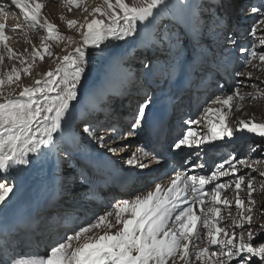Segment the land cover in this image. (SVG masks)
I'll list each match as a JSON object with an SVG mask.
<instances>
[{
	"label": "snow or ice",
	"instance_id": "1",
	"mask_svg": "<svg viewBox=\"0 0 264 264\" xmlns=\"http://www.w3.org/2000/svg\"><path fill=\"white\" fill-rule=\"evenodd\" d=\"M67 2L81 7L80 0ZM9 7L19 9L25 21L13 31L27 27L47 33L39 47L33 46L32 62H43L47 56L58 63L55 70L42 73V79H36L34 86H23L18 94H5L3 86L19 82L21 72L13 67L7 81L0 76V176L4 177L0 179V264H264V235L256 238L264 233V200L253 195L256 176L264 178V164L251 155L237 159L233 153L210 175H186L173 168L175 175L168 174L167 185L153 184L148 177L149 172L158 170L154 165L165 167L168 155L184 149H199L195 156L200 157L202 152L218 149L217 141L230 140L245 130L264 138V121L237 118L231 126L227 122L246 99L264 98L259 85L246 82L252 73L244 70L249 65L264 70V0L250 6L257 20L244 35L232 22L229 10L234 0H133L131 5L125 0H103L90 13L84 7L91 19L67 21L69 29L80 32L78 44L46 17L41 19L44 4L39 0H4L0 12ZM10 39L6 25L0 23V64L6 52L8 58L24 65V74L31 75L32 63L10 46ZM54 39L76 47L61 57L51 51L49 41ZM113 41L123 42L116 46L138 59L146 84L157 75L171 77L177 72L187 90L206 84L209 74L244 79L229 93L213 97V104L220 107L206 111L216 112L219 119L208 122L204 135L192 128L202 121L185 120V127L172 138L167 112L152 115L153 99L147 91L127 125L121 127L115 113L106 108L85 107L81 111L90 57L107 55ZM238 54H246L242 62ZM135 75L139 78L140 73ZM217 86L223 93L224 86ZM248 87L258 91H242ZM169 99L174 101L175 97ZM236 100L240 106L234 109ZM173 107L179 105L173 103ZM51 152L69 159L82 155L81 179L86 181L93 173L110 176L114 162H118L133 191L129 198L110 201L102 211L83 216L79 222L69 219L64 232L57 231L39 212L11 215L10 195L14 196L17 188L16 175ZM250 153L264 155V141L251 147ZM196 166L205 168L204 163ZM238 166L250 171L239 174ZM206 185L212 187L206 189ZM260 187L264 189V180ZM241 193H246V198ZM230 196H234L238 218L226 224L228 217H222L221 212L231 209ZM197 205L199 215L194 211ZM257 215L261 220L254 223ZM41 242H46L43 255L29 249Z\"/></svg>",
	"mask_w": 264,
	"mask_h": 264
},
{
	"label": "bare ground",
	"instance_id": "2",
	"mask_svg": "<svg viewBox=\"0 0 264 264\" xmlns=\"http://www.w3.org/2000/svg\"><path fill=\"white\" fill-rule=\"evenodd\" d=\"M201 1L204 2V0H196L197 3H200ZM39 2L44 4V8L41 10V19L46 17L50 22L56 24L58 29H61V34L64 36L73 37V39L76 41V44H78L81 40L80 32L77 30V28L69 29L67 26V21L75 19L83 22L86 17L91 19L89 14L83 11L84 7H87L88 12L90 13L94 7L101 5L103 0H80L81 7L78 9H76V7L73 5H69L67 0H39ZM125 2L131 5L133 0H125ZM206 2L212 3L213 0H206ZM259 2L260 0H234V7L230 9L232 12V22L238 26L241 35L246 34V32L251 28V25L256 22L257 14L250 12V6L258 5ZM3 4L4 0H0V6H3ZM69 7L72 8L71 11L68 10ZM15 10L17 9L9 7L8 11L5 12L12 14ZM37 29L40 30L42 34H38L39 32ZM37 29L32 31L33 34L31 36V40L34 46L39 47L43 41V38L47 36V33L42 29ZM259 34L260 33L258 32V35ZM77 38H79L78 41ZM248 39L251 40L254 38L249 37ZM49 43L51 45V51L61 57L67 55L76 47V44H70L66 40L58 42L54 39L49 41ZM118 43L122 44L123 42ZM241 43H245V41L241 40ZM116 45L109 49L107 55L97 54L90 57V63L86 73L87 83L84 88L85 99L82 102L81 111L83 112L87 106L88 108H106L109 112L115 113V119L119 125L121 127H125L131 118V113L134 111V103L144 95L145 91H147V88L142 91L144 88L143 86L146 85L148 87L154 85L155 83L157 84L155 78L159 75H157L154 80L146 84L142 75L143 70L139 67L138 59L134 56L132 57L131 55H125L127 50ZM89 51H91V49H89ZM137 54H139V52ZM23 55H25L24 52ZM238 55L241 57L242 62L243 56L246 54ZM121 56H123V59H121ZM30 62L33 63L32 59ZM45 62L46 60L41 62L39 59H37L34 64L36 66H41L44 73L50 69L55 70L58 63L54 57H50L49 61L46 62L47 65ZM162 64L163 61H161V66ZM23 67L24 65L20 64L16 66V69L21 72V76L23 73ZM10 70L11 69L4 71V73H1V76L3 77L4 75H7ZM192 70L194 69H190V71ZM137 73H140L139 78H137L135 75ZM164 79H168V82L160 93V96L155 99L152 106V115L155 117H159L165 111L167 112L168 116L171 113V109L173 108V103H179L183 99L184 96L180 97L181 94H186L188 97H190L188 101V117H190L191 106L193 109L197 108V105L205 102V99H209L211 95L216 94L217 96V92L219 91H217L218 84L224 86L225 92V90H229L233 83L236 82V80L233 79V76L230 75L221 74L219 76H214L209 74L208 82L206 84L201 85L199 88L187 90L186 82L181 79L178 72L174 73L171 77L166 76ZM261 80L262 79L258 77L256 80H252V83L259 85V90H264V84H260ZM250 83L251 82H249V84ZM18 86V82L11 85L12 91L17 94L20 90H22L21 88L18 91ZM213 91H216V93ZM120 97H125V100H121ZM169 97H175V100L172 101L169 99ZM96 99L101 101L100 105L97 103ZM114 99L116 102L115 107L111 106ZM184 106L177 107L178 114L176 120H178V122L181 113H183L181 111L184 110ZM195 111H192V113H195ZM260 114L261 117L264 118V112H260ZM78 124L79 120L76 121L73 127L75 128ZM181 124H183V122H180L179 124L177 123L178 126ZM169 127L171 128L170 136L174 138L180 132V130L173 129L174 127L171 126ZM203 132L206 133V129ZM240 134L236 133V135L231 138V141L235 142H229V138L227 139V137H225L224 141H217L216 143L220 145L218 149H211L209 151L202 152L200 157L195 156V152L186 153L185 155L184 150L189 149H184L180 154L168 155L166 157L170 166L168 170L175 168L177 171L184 172L186 175H210L211 171L217 165L223 163L224 160L233 153L237 155V159H248L249 155H251L252 159L260 161L261 164H264V155L250 153V148L255 146L256 143L264 141V138L257 136L251 139L250 137H247L249 135L247 131ZM202 148H207V145H203ZM96 151L100 150L97 149ZM197 151H199V149ZM183 157L185 158L184 160L188 161L187 163H182L184 160L174 161L175 159L180 160ZM199 159L201 160L199 161ZM199 163H204L205 168L201 169L197 167L196 165ZM83 164H85V160L80 154L74 155L73 158L69 159L66 155L61 156L55 152H51L43 159L35 161L33 165L27 166L25 171L17 174L15 177L17 188L14 189V196L10 195V214H25L29 212H32L33 214L37 212L40 213L44 202H47L48 200H54L50 207L46 211L42 212L41 215L45 216L44 214L49 212L46 217L49 219L54 217L53 220L57 221L52 223L51 219L49 220L50 223L56 228L57 231L64 232L67 227V224L63 222L64 217L67 218L70 215H74L78 211H88L85 212L84 216L91 215L92 212L102 211L100 209L103 208V205L106 206L110 201L115 202L127 198L124 196L123 198L112 200L114 194L116 195L119 192H125L131 186V182L124 179L125 174L119 170L118 162H114L112 174L110 176L108 174L101 175L99 173H93V175L88 176L87 180L93 181L91 184L86 180L81 179V165ZM260 166V164L257 165V167ZM225 167H227V165H225ZM238 167L240 169L239 174L250 171L243 166ZM62 168H65V170L63 169V172H61ZM69 170H71L73 174L68 179H66L69 182H66L64 175ZM250 174L254 176L256 175V173ZM0 179H4V177L0 176ZM7 179L12 180V177H7ZM221 179L228 180L230 177H222ZM262 180H264V178L256 176V183L254 184L256 192H254L253 195L258 200H264V189L260 187V182ZM63 183H65L66 186H64ZM84 183H86V185ZM87 185L93 189V193L89 199V201H92V204H88L90 202H87V197L81 198V196L85 195ZM68 186H71V188ZM205 187L207 189L211 188L212 186L206 185ZM110 192H113L114 194ZM242 198H246V196L243 195ZM99 204L102 205H100V209L96 208V206H99ZM89 205L92 208L89 207ZM233 206H235V204H233ZM87 208H90V211L87 210ZM58 212L61 213L59 214ZM82 217L83 216H78L79 221ZM59 218L63 219L58 220ZM260 220V216H254V223H258ZM113 231L115 230L113 229ZM43 243L46 242H41L39 245L42 247ZM38 246L33 244L29 246V249L34 252ZM45 247H43L41 250H45Z\"/></svg>",
	"mask_w": 264,
	"mask_h": 264
},
{
	"label": "rangeland",
	"instance_id": "3",
	"mask_svg": "<svg viewBox=\"0 0 264 264\" xmlns=\"http://www.w3.org/2000/svg\"><path fill=\"white\" fill-rule=\"evenodd\" d=\"M42 1V0H40ZM57 2V1H56ZM202 2V1H201ZM200 2V3H201ZM76 9H78L76 7ZM231 12V10H229ZM231 15H232V12H231ZM0 23H4L6 25V35H8L11 39L9 41L10 43V46L15 49L17 52H24L25 53V57L28 58V61L29 63L30 60L32 59V52H33V46L34 44H32V34H33V30H30L28 29L27 27H23L21 29H17L16 31H13V29L17 26V25H24L25 24V21L23 20V15L20 13V10L17 9L15 10L12 14L11 13H6V12H0ZM38 30V29H37ZM59 32L61 29H58ZM38 34H42V32H40V30H38ZM79 40V38H77V41ZM114 43V44H113ZM118 42H115L113 41L112 44L113 46H115ZM260 48V45L257 43L256 44V49L259 50ZM25 49V50H24ZM140 50H136V52L138 53ZM138 55V54H137ZM133 57V56H132ZM50 57H45V60L46 62L49 61ZM18 59H10L8 58V55L7 53L5 52L4 53V60L2 62V64H0V76H1V73H4V71H8L9 69H12L13 67L16 68L17 65H19V62L17 61ZM44 60V61H45ZM45 62V64L47 65V63ZM256 62L253 61V64H255ZM131 67V66H130ZM140 70V69H139ZM245 71H248V72H251L252 73V79L247 81V83L249 82H253L254 80H256V78L260 77L262 80H264V70H257L255 69L252 65H249L247 67V69H244ZM43 73L42 71V68L41 66H36L34 63H32V68H31V75H26L24 73H22V79L18 82L19 83V88H18V91L23 87V86H34V81L36 79H42V76L41 74ZM159 77V78H158ZM3 78L5 79V81H7V75H4ZM166 78L165 75H159L155 78V81L157 82V84L155 83L154 85H151V86H146L144 85L143 90H145L147 88V92L149 95H151L152 99H153V102L155 101V99L160 96V93L162 92V90L165 88V85L167 84L168 82V79H164ZM233 79L236 80V82L238 80H242L244 79V77H233ZM154 80V79H153ZM253 80V81H252ZM166 81V83H165ZM234 82L232 87L234 86V84L236 83ZM165 83V84H164ZM250 83V84H251ZM218 87V86H217ZM232 87H230L229 90H225V92L221 93L220 91H217V96L219 95H224L226 93H229L232 89ZM11 85H9L7 82H5V85L3 86V91L5 94H7L9 91L13 92L12 89H11ZM9 89V90H7ZM11 89V90H10ZM216 89V88H215ZM208 91V90H207ZM243 92L245 93H256L258 91L257 88H251V87H248V88H243L242 89ZM214 93H216V91H213ZM221 93V94H220ZM17 94V93H16ZM181 96H184L183 99L179 102V103H176L178 104L179 106H184V110H182L181 112V116L179 117V122L178 120H176V117H177V114H178V108H172L171 109V113L167 116L168 117V120L167 122L169 123V125L171 127H174L173 129H179L180 131L182 130L183 127H185L184 124H181V125H177V123L179 124L180 122H183L185 120H200L202 121L199 125H196V124H193L192 125V128L193 130H196L198 131V134L199 135H204L205 132H203L205 129L206 131H208V127L206 125H208V122L209 121H212V122H217L218 119H219V116L216 112H213L211 114L207 113V108H213V109H217L220 107V105H217V104H213V96H216L215 95H211V97L209 99H205V102H203L202 104H199L197 105V103L195 102V104L197 105V108H192V106L190 107L191 108V116L188 117L189 115V98L186 94L185 95H180ZM144 98V95L138 99L135 103H134V109L136 108V106L138 105V103H140ZM121 100H125V97H120ZM97 103L100 105L101 104V101L99 99H96ZM96 103V102H95ZM193 105V103H192ZM111 106L115 107L116 106V102H115V99L114 101L112 102ZM240 106V101L239 100H236L233 102V108L235 109L236 107H239ZM88 107V106H87ZM207 107V108H206ZM193 109V110H192ZM196 109V111H195ZM226 111V109H224ZM192 111H195V113H192ZM260 112H264V98L260 99V100H256V101H253L251 100L250 98L249 99H246L244 102H243V106L240 108V111L239 112H233L232 114H230L229 116V120L227 121L230 126L235 123V120L237 118H241V119H255L256 121H264V118L261 117V114ZM208 114V116H207ZM260 114V115H259ZM210 116V117H209ZM257 117V118H256ZM260 117V119H259ZM232 119V120H231ZM177 121V122H176ZM126 126V125H125ZM202 130V131H201ZM200 131V132H199ZM246 131V130H245ZM240 134V133H238ZM236 135V134H235ZM234 135V136H235ZM241 135V134H240ZM252 136V137H251ZM258 135L254 134V133H249V135L247 137H250L251 139L252 138H255L257 137ZM243 137V136H242ZM241 137V138H242ZM135 139L139 140L141 139V137H136ZM228 139V138H227ZM229 142H235V141H231V139L229 140ZM198 149H189V150H184L185 152V155L186 153H190V152H196ZM185 157V156H184ZM181 158L180 160L179 159H175L174 161H182L184 160L185 158ZM201 159H199L200 161ZM185 161V160H184ZM125 167H127L125 165ZM154 168H157L158 170L155 171V172H149L148 173V177H149V180L154 184V183H161L162 185H167L168 184V174H171L173 177L175 175V172H173L172 170L173 169H169L168 168L170 167L169 166V162L168 160L166 159V166L165 167H160L159 165H154L153 166ZM63 169L65 170V168H62L61 169V172H63ZM67 169V167H66ZM66 174L64 175V178H65V181L66 182H69L68 179L69 177H65ZM165 176V177H164ZM158 177H164V179H157ZM88 181V180H87ZM165 182V183H164ZM86 185V183H84ZM97 184V183H96ZM64 186H66L65 183H63ZM69 188H71V186H68ZM129 190V191H128ZM71 191V190H70ZM93 189L88 187V185L86 186V192H85V195L84 196H81V198L83 197H87L88 198V201L87 202H90L88 204H92L91 202L92 201H89V199L91 198V194L93 193L92 192ZM133 191L132 187L130 186L125 192H119L117 193L116 195L113 193V192H110L112 194H114V197L112 200H117V199H120V198H123L124 196H126L127 198H129V194ZM229 191L231 192L232 190L229 189ZM261 193V192H260ZM243 195L246 196L245 193H241V197H243ZM264 195V193H263ZM125 198V199H127ZM207 199V198H206ZM229 199L232 200V207L231 209H226V210H222L221 212V216L222 217H225L227 216L228 219L224 221V223L226 224H231V221L233 218H238V212H237V209L235 206H233V204H235V200H234V196H230ZM51 203H50V202ZM54 200H48L47 202H44V204L42 205V209L40 211V214H42V212L46 211L50 205L53 203ZM102 204V203H101ZM101 204H99V206H96V208H101ZM206 204H207V200H206ZM101 205V206H100ZM186 206V205H185ZM89 207H91L89 205ZM105 207V205H103V208L100 209V210H103ZM222 207V206H221ZM92 208V207H91ZM199 209H200V206L197 205L196 208L194 209V211L196 212L197 215L200 214L199 212ZM87 210L90 211V208H87ZM37 212V211H36ZM85 212H88V211H78L76 212L74 215H70L69 217H64L63 218H59L58 220H62L63 219V222H65L67 224V221L69 219L73 220V221H76V222H79V218L78 216H84L85 215ZM32 213V212H31ZM35 213V212H34ZM49 212H47L48 214ZM59 214L61 212H58ZM230 213V215H229ZM47 214H44L45 216ZM56 215V214H55ZM57 217V215H56ZM54 217H52L51 219V222L54 223V222H57L56 220H53ZM62 227V226H61ZM199 227V226H198ZM245 227H249L248 225H245ZM115 230V229H114ZM237 231L239 232L240 229H237ZM69 235L71 234L70 232L68 233ZM261 235H264V233H258L257 234V239L260 238ZM46 243H43L42 247L39 245L38 248L36 249V251L34 252H38V254H41L43 255L46 251ZM43 247H45V250H41ZM41 250V251H40Z\"/></svg>",
	"mask_w": 264,
	"mask_h": 264
}]
</instances>
